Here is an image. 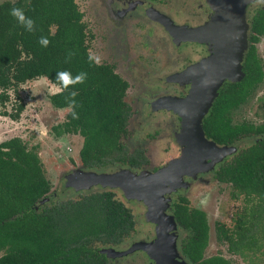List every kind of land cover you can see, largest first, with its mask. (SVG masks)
Wrapping results in <instances>:
<instances>
[{
    "label": "trees",
    "instance_id": "obj_1",
    "mask_svg": "<svg viewBox=\"0 0 264 264\" xmlns=\"http://www.w3.org/2000/svg\"><path fill=\"white\" fill-rule=\"evenodd\" d=\"M13 7L22 8L36 24L28 32L10 15ZM252 42L264 34V9H258L250 25ZM50 41L47 47L40 37ZM87 31L74 0H4L0 2V103L7 101V90L27 80L46 78L57 86L48 98L55 108H65L57 132L77 133L81 137L79 164L99 168L121 163L139 168L146 159L139 149L129 151L122 143L128 136L129 108L122 100L126 83L109 66H96L88 60ZM60 71L73 76L87 73L83 84L57 93ZM238 82L221 89L206 117L203 134L217 144H228L242 137L264 134L262 120L231 123L229 108L243 102L263 80L260 58L254 46L245 54ZM75 91L76 105L69 104ZM23 109L16 102L17 119ZM79 118L73 119L72 111ZM215 178L231 186L230 197H242L243 205L231 227L214 223L217 241L229 253L242 256L244 250L257 251L264 244V139L239 149L214 172ZM50 190L41 160L33 146L17 136L0 141V264H109L95 247L115 246L134 228L131 210L114 197L111 190L92 191L75 198L53 200L35 209L36 202ZM172 214L181 227L190 230L181 250L193 264H231L222 255L203 257L207 224L203 211L187 206L179 197ZM259 240L263 241L259 243Z\"/></svg>",
    "mask_w": 264,
    "mask_h": 264
},
{
    "label": "rangeland",
    "instance_id": "obj_2",
    "mask_svg": "<svg viewBox=\"0 0 264 264\" xmlns=\"http://www.w3.org/2000/svg\"><path fill=\"white\" fill-rule=\"evenodd\" d=\"M90 1L91 0H75L78 8L83 10L82 20L86 26V31H89L93 35V39L89 42V52L91 51L100 56L102 62L110 60V63H114L115 61H113V59H108L103 52L106 38L111 41H113L114 38L107 32L108 29L105 24L91 14L93 8ZM244 25L247 27L245 22ZM244 34L246 36V28ZM114 43H116V41ZM245 45L246 42H244L243 49H245ZM256 53L262 63L263 81L254 88L251 94L240 105L232 110V122L244 120L257 124L262 120V103L264 102V35L260 37L256 44ZM240 55H242V52ZM236 57L239 65L241 56L237 55ZM130 62L131 61L128 60L127 63ZM140 74L144 75V73ZM181 74L182 73H177L175 77ZM240 76L241 73L236 69L230 73H220L217 76L215 86H213L211 90V100L217 90L222 88L221 86L224 84L225 80L236 81ZM54 86V84L50 83L44 77L27 80L15 88L19 100L14 97L13 88H10L7 90L9 99L0 103V141L12 136H17L26 143L27 147L33 146L41 160L44 175L50 182L49 192L40 199L42 201L36 204L35 209L53 200L75 198L80 194L92 191L111 190L114 193V197L131 210L134 219V228L118 245H97L95 247L97 253L103 254L109 264H155L157 261L155 251L142 248V246L133 247L138 243H150L155 236V224L145 218L147 207L142 200L136 197L126 196L124 188L121 185H110L99 181H88L89 183L68 185L69 183L66 182L69 174L73 173L75 170L83 172L89 171L97 174H111L118 170H125L129 174H137L141 170L148 171V169L145 167L139 170H131L120 163L92 169L82 167L77 157V152L81 145V137L74 133L57 132V126L64 120L66 109L55 108L49 102L48 96L57 89ZM16 102H22L23 109L19 113L17 119L12 120L2 113L13 112ZM161 107L163 106L158 105V108ZM160 118L161 116L157 114L150 120L141 121V123H138V118H134L131 122L133 125H131V127L128 126V136L121 140L122 143L130 149L140 145L143 146L146 151L152 153L156 150V140L152 139L154 138L152 134L145 135V132L147 129L151 128L150 125L153 121ZM160 121L161 123L158 128L163 130L165 127L162 120ZM134 126H138L139 130H135ZM178 128L180 129V121ZM179 129L171 137V146L172 148L179 147L181 151L182 145L176 139ZM261 139H264V134L244 137L228 145L230 151L223 154L221 157L218 158L208 155L205 157V162L201 171L183 174L179 179L180 185L172 190H179V192L187 196L190 207L198 208L206 215L208 239L203 251V257L220 254L228 259L231 264H264V244L260 245L257 251L244 250L243 255L240 256L229 253L226 250V244L217 241L214 223H223L225 226L231 227L233 218L243 205V199L242 197L232 199L230 197L231 186L226 183L214 182L210 173H208L217 168L218 165L231 157L239 149ZM187 187L188 189H185ZM181 189L185 190L181 191ZM169 194L170 192L163 194V197L167 199L166 214H169ZM175 227L176 231L173 234L172 240L176 246L177 238H183L184 233L177 231V224H175ZM262 242L263 241L259 240L258 244ZM175 248L177 252L178 248ZM177 253L174 258L177 261H183L185 264H188L183 258L179 257Z\"/></svg>",
    "mask_w": 264,
    "mask_h": 264
},
{
    "label": "flooded vegetation",
    "instance_id": "obj_3",
    "mask_svg": "<svg viewBox=\"0 0 264 264\" xmlns=\"http://www.w3.org/2000/svg\"><path fill=\"white\" fill-rule=\"evenodd\" d=\"M2 1L4 0H0V2ZM90 4L93 8L91 14L105 24L108 29L107 32L114 38L113 41L106 38L103 52L108 59H113L115 62L110 63L109 60L102 63L109 66L111 70L126 83L122 100L129 108V116L127 119L128 126L131 127V125H133L131 122L134 118H138V123H141V121L150 120L154 115L158 114V116H161L160 119L153 121L151 125L148 123L151 128L147 129L145 132V135L152 134L154 136L152 139L156 140V150L149 153L140 145L131 149L128 148L130 152L133 151V149L141 150L146 161L139 168H132L125 165L131 170H139L146 167L148 171H154L164 165L168 159L178 156L180 152L179 147L172 148L171 137L179 129L180 113L184 110L183 103L180 105L179 103H172L170 105L169 103L156 104L154 102L160 97H167L168 99L182 102L189 93L190 86L193 82L192 79L196 77V73L181 74L177 77H175V75L177 73H182L186 68L202 60H211V56H213V60L217 59L215 57L217 51L219 53V58L221 57V53H226V48H223L224 42L221 43L219 41L215 46L214 43L205 40L214 37H219V39L222 36L224 37L225 32L221 30L220 25L218 27L214 26L212 29H201L209 23L210 18L215 14V7L218 5V2L215 0H91ZM258 9H264V6H258L254 1H250L245 5L243 11L244 22L247 27L245 36L246 45L245 49H242L239 63L242 76L244 75L242 65L248 48L253 45L256 52V44L260 37L264 35H260L257 42H252L250 39L252 16ZM79 12H81L83 18V10L79 9ZM217 20L218 22L221 21L220 19ZM92 39L93 35L88 31L86 41L88 53L89 42H91ZM115 41L116 43H114ZM229 52L231 53L230 44ZM233 54L235 55L236 67V49ZM128 60L131 62L127 63ZM219 62L223 64L227 63L225 60L221 59ZM140 73H144V75ZM239 80H225L223 84L224 87L222 85V88H219L223 89ZM220 90L218 89L212 98L210 106L201 118L200 125L204 117L208 114ZM158 105L163 107L158 108ZM238 105L229 108L227 111V117L231 123H235L232 122L231 118L232 110ZM160 120H162L165 127L163 130L158 128L161 123ZM134 129L139 130L138 126H134ZM205 138L213 141L206 136ZM214 143L218 146L232 144ZM215 170L216 168L208 173H210L214 182H219L214 176ZM185 189H188V187ZM185 189H181V191ZM169 197L170 203L168 213L172 216L173 204L178 201L179 197H184L187 200V206L190 207L187 196L183 195L179 190L170 192ZM173 219L178 226L177 231L184 233L183 238L179 237L176 240L175 247L178 248V253H176L188 264H193L181 250L182 243L190 235V230L181 227L174 216ZM174 231H176V227Z\"/></svg>",
    "mask_w": 264,
    "mask_h": 264
},
{
    "label": "water",
    "instance_id": "obj_4",
    "mask_svg": "<svg viewBox=\"0 0 264 264\" xmlns=\"http://www.w3.org/2000/svg\"><path fill=\"white\" fill-rule=\"evenodd\" d=\"M215 1L218 2V5L215 7V14L210 18L209 23L201 29H212L214 26L218 27L219 25L220 27L225 26L223 16L226 13L228 5V8L230 9L228 18H230L233 30L236 32V38L230 45L231 54L234 53L236 49V56H241L240 54L245 42L244 33L246 28L243 20V8L250 0ZM220 18L221 21L218 22L217 19ZM226 39L227 36L225 35L224 37H220L219 41L224 42ZM218 54L217 51L216 58H219ZM211 60H213V56H211ZM233 61L234 62H231L230 66L229 64L227 65V63L223 64L218 61L216 66L217 72L210 78L211 80L208 87H205L204 85L205 78L203 72H201V69L205 64L204 60L185 69V71L192 69L196 73V77L192 79L193 82L190 86L189 93L183 99L184 110L180 113V129L176 136L177 141L182 145L179 156L169 159L164 165L154 171L141 170L137 174H129L125 170H118L111 174H97L89 171L83 172L75 170L73 173L69 174L66 179V182L69 183L68 185L89 183L88 181H99L110 185H121L124 188L126 196L136 197L142 200L147 207L145 218L155 224V236L150 243H138L133 247L142 246V248L155 251L157 260L155 264H171V262H173L172 259L177 261L174 258L176 250L175 243H173L172 240L175 231L173 228L170 229L171 232L169 233L166 231L169 226L171 227V224L175 225V222L173 216L171 214H166L164 211L167 206V199L163 197V194L169 193L175 187H178L180 185L179 179L183 174L201 171L203 169L205 157L208 155L219 158L230 151L228 145L218 146L213 141L206 139L200 122L203 114L211 104V90L217 82V76L223 72H233L235 69L241 73L237 57L236 67L235 59ZM165 98L167 97H160L154 103H164ZM194 105L200 106L201 108L196 111L193 108ZM190 114H192V116L194 115L193 119L189 116ZM155 194L160 200L162 206H164L163 211L159 210L154 202ZM41 201L42 200L37 201L36 204ZM158 216L161 217L162 224L160 223ZM157 245H159V251L155 249ZM168 251L170 252V255ZM181 264L185 263L181 261Z\"/></svg>",
    "mask_w": 264,
    "mask_h": 264
},
{
    "label": "clouds",
    "instance_id": "obj_5",
    "mask_svg": "<svg viewBox=\"0 0 264 264\" xmlns=\"http://www.w3.org/2000/svg\"><path fill=\"white\" fill-rule=\"evenodd\" d=\"M254 3L258 6H264V0H254ZM10 15L15 18L16 22L23 27L26 31L28 32H35L36 31V24L35 21L26 16L24 10L19 7H13L10 11ZM39 43L47 47L50 41L47 39V37H40ZM88 60L90 63H94L96 66H101L102 65V60L101 57L92 53L91 51L89 52L88 55ZM56 79L59 84V89L57 93L54 94H60L63 90H67L72 86H75L77 84H83L86 79H87V73L86 72H80L77 75L73 76L71 72L69 71H60L57 73ZM78 93L75 91H72L69 93V104L73 108L76 105V100L75 97ZM72 117L73 119H78L79 116L78 114L73 110L72 111Z\"/></svg>",
    "mask_w": 264,
    "mask_h": 264
},
{
    "label": "bare ground",
    "instance_id": "obj_6",
    "mask_svg": "<svg viewBox=\"0 0 264 264\" xmlns=\"http://www.w3.org/2000/svg\"><path fill=\"white\" fill-rule=\"evenodd\" d=\"M229 6L227 5V9H226V13L224 14V18H223V20H224V22H225V26H222L221 27V30H224L226 33H225V35L227 36V39L224 41V43H223V48H226V53L225 54H222L221 53V57L220 58H217V59H214V60H208V61H206V60H204V66H203V68L201 69V72H203V74H204V85H205V87H208L209 86V83H210V78L217 72V68H216V66H217V63H218V61H220V59L221 60H225L226 62H227V65L229 64V66H230V62H234L233 60H234V54L232 53H230L229 52V44L231 45L233 42H234V39L236 38V32H235V30H233V27H232V23L230 22V18H228L229 17V12H230V9L228 8ZM220 20H221V18H220ZM202 33V32H201ZM206 41H210L211 43H214L215 44V46L217 45V43L219 42V37H214V38H210V39H205ZM221 43H222V41H220ZM231 57V58H230ZM231 60H230V59ZM203 61V60H202ZM187 73H191V74H193L194 73V71L192 70V69H190V70H187V71H185L184 70V72H182V74H187ZM184 101H182V102H177L176 100H171V99H168V98H165V100H164V103L165 104H167V103H169L170 105L172 104V103H176V104H178L179 103V105L180 104H182ZM196 111L197 110H199L201 107L200 106H195L194 105V107H193ZM190 117H191V119H193L194 118V115L192 116V114H190L189 115ZM215 154V153H214ZM216 155H218V154H216ZM122 172V171H121ZM155 192V191H154ZM154 202H155V204H156V206H157V208L159 209V210H162L163 211V207L164 206H162V204H161V202H160V200L158 199V197L156 196V194H155V196H154ZM165 211V210H164ZM158 219L160 220V223L162 224V219H161V217H159L158 216ZM170 227V226H169ZM168 227V229H166V231L169 233V232H171V230L170 229H175V225H172L171 224V227L169 228ZM155 249H157L158 251H159V245H157V247L155 248ZM168 253H169V255H170V252L168 251ZM173 260V262H171V264H181V261L180 262H178V261H175L174 259H172Z\"/></svg>",
    "mask_w": 264,
    "mask_h": 264
},
{
    "label": "crops",
    "instance_id": "obj_7",
    "mask_svg": "<svg viewBox=\"0 0 264 264\" xmlns=\"http://www.w3.org/2000/svg\"><path fill=\"white\" fill-rule=\"evenodd\" d=\"M54 87H56V88H57V86H54Z\"/></svg>",
    "mask_w": 264,
    "mask_h": 264
}]
</instances>
